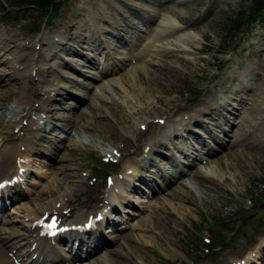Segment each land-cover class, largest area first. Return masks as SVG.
<instances>
[{
    "label": "rangeland",
    "instance_id": "rangeland-1",
    "mask_svg": "<svg viewBox=\"0 0 264 264\" xmlns=\"http://www.w3.org/2000/svg\"><path fill=\"white\" fill-rule=\"evenodd\" d=\"M26 1L0 0V7L5 8L0 13V30L7 33L6 40L13 51L28 43L22 51L27 61L34 48L50 53L45 64L47 77L57 73L63 80H80L88 87L84 90L89 96L94 94L91 90L95 85L104 86L108 81H113L116 88L113 87V99L108 101L94 102L92 97L78 95V91L72 95L71 86H60L58 92L48 97L45 81L36 75L11 76L13 68L9 61L13 56L7 55L6 62L0 59V121L20 120L29 112L42 128V135L31 151L32 168L19 187L29 192L15 203H19L17 207L12 203L6 209L16 226L27 229L23 224L25 212L19 208L21 203L29 201L38 208L43 207L49 199H59V193L65 191L69 182L75 183L78 190L67 191L64 197L68 203L59 201L57 207L67 215L70 213L72 221L87 220L92 207H104L109 185L106 175L129 179L127 165L147 154V142L165 139L161 149L181 159L180 167L185 174L171 177L174 182L164 189L150 179L138 180L139 193H131L135 203L133 208H128L132 216L125 218V210L115 212L117 221L110 228H103L106 241L101 249L103 253L113 249L122 252L118 264H145L138 254L149 264H231V261L242 262L254 253L260 239H264V15L247 27L249 0L127 2L128 7L120 10L130 20L134 21L133 15L140 9L134 4L143 6L151 1L158 19L162 13H174L181 30L198 36V43L189 44L190 56L166 52L152 71L137 72L134 83L145 87L142 100L149 93L154 98L151 103L141 105L119 84V81L126 82L130 66L123 61L114 63L112 59L113 64L108 65L111 61L106 59L100 33L107 42L113 39L119 42L112 34L104 33L113 28L110 18L96 4L97 0H66L60 5L58 15L48 22L44 11L35 4H24ZM107 1L114 3L115 0ZM127 8L132 14L127 13ZM181 8L183 11L179 12ZM149 20L147 33L157 34V18ZM35 24L43 26L32 33L28 27ZM4 43L5 40L0 42V50ZM102 67L117 68L102 75L99 72ZM94 74L99 76L94 78ZM128 90L138 96L133 88ZM204 102L209 106L203 115L206 122L201 120L197 126L185 124L183 115H188L189 109L203 106ZM39 106L47 112H37ZM182 107L186 110H181ZM227 119L230 124L242 126L238 142L230 131L224 132L212 125L218 120L220 126L228 127ZM16 122L0 127V154L6 151L12 156L9 164L14 167L19 166L18 161H23V157L19 159L13 141L21 145V154L28 150L22 142V126L18 127ZM23 125L28 126L25 122ZM79 125L84 126L83 130ZM196 131L199 132L195 134ZM49 140L56 148L55 155L45 150L51 146ZM208 149L209 155L205 154ZM182 161L193 166L185 167ZM158 162L166 170L175 169ZM146 168H140V172L150 174ZM53 182L58 187L50 192L46 188ZM139 198L146 201L141 202ZM138 206L143 208L142 214L134 215L139 212ZM13 209L17 213H12ZM152 213L153 225L149 227L146 222ZM116 228L124 232H118L120 238L114 240L109 236ZM126 235L134 236L131 242L137 251L124 243ZM209 243L211 251L207 249ZM260 251L262 254L254 253L249 264H264V244ZM91 260L88 257L80 262L89 264Z\"/></svg>",
    "mask_w": 264,
    "mask_h": 264
},
{
    "label": "bare ground",
    "instance_id": "bare-ground-1",
    "mask_svg": "<svg viewBox=\"0 0 264 264\" xmlns=\"http://www.w3.org/2000/svg\"><path fill=\"white\" fill-rule=\"evenodd\" d=\"M180 1H183V0H180ZM127 2L136 3V2H133L131 0L130 1L129 0H115L114 3H111L107 0H97L96 1V4H98L99 9L104 13V15H106V17L110 18V20H111L110 25H112L113 31H108L106 29V30H104V33L112 34L113 37H116L119 44L114 39L110 42H107L106 41L107 39L103 38L102 33H100V35H101L100 40H101V44H104V46H105V47H103V50L106 54V57H107L106 59L108 61H111V59H112V61H114V63L123 61V62H125V64L127 66H130V70L128 71V74L126 75V77L124 79V80L127 79L126 82L122 83V81H119V84L124 85V88H126L125 92H127L128 95L134 96L133 98H136L135 100L137 102H139L141 105H144L145 103H151V101H153L154 98L151 97V94L149 93L148 94L149 96L147 98L145 97V99H144L145 101L142 100L143 96H141V94L145 92L144 91L145 87H141L139 85L137 86L134 83V79L137 76V72L148 73V72L152 71V69H154L159 63H161L160 62L161 61L160 56H163V53H166V52L168 54L172 53L176 56H179V54H183V55L186 54V56H190L191 53L189 52V48H190L189 44L195 43V42L198 43L197 42L198 36L195 32L189 33V32H185V30H181L179 28V24H178L180 22H178V18L174 15V13L173 14H169V13L163 14L162 13L161 17H159V19H158L157 15H156V13H157L156 9L154 8L155 6L153 5V3L151 1L149 3L143 5V6L134 4L136 8H140V9L137 12V14L133 15L134 21L130 20L129 17H127L126 14H124L120 10L123 6L128 7ZM171 4H173V6L177 5V3L173 2V1ZM180 11H183V9L182 8L179 9V12ZM128 12H129V14L131 13L129 8H127V13ZM92 16H93V14H92ZM151 18H157L158 23H159L158 24V32H157V34L153 33V35L150 33H147L148 26H149L148 21L150 22L149 19H151ZM144 33H146V34H144ZM143 34H144V36H142ZM6 39H7V33L0 30V42H4V40H5L4 47L2 50H0V59H3V62H6V61H8L7 60L8 57H6L7 55L10 54L13 56L12 60L9 61V62H11V64H12L11 67L13 68V72H12L11 76L14 75L17 78L18 77L24 78L27 76L32 77L33 75H36L39 79H42L43 81H45L43 83H45V85L47 86V90H46L47 93L46 94L48 97L49 96L51 97L52 95L55 94V92H58V89L60 86H64V87H68V86L70 87L71 86V88H72L71 90H73V92L78 91L77 93L79 95L82 94V96H84V97L89 96L88 93L86 92V90H84V89H88V87L85 85V83L79 82L80 80H71V78H67L68 80H63L60 78V75H58L57 73L54 74L53 76H51V78L47 77L46 72H48V70L46 69L45 64L48 61L47 59L50 56V53H44L41 50H37L38 48L37 49L34 48V51H32L31 58L27 61V59L26 60L23 59V57H22L23 52L22 51H24L23 49L27 46L28 43H25L21 47L20 50L13 51L10 48V44H9L8 40H6ZM37 41L38 40H36V42ZM48 41H49V39H48ZM139 42H140V44H139ZM138 46L142 47V48L138 49ZM7 47L9 49H7ZM52 48H53V46H52ZM135 51H136V53H135ZM114 56H117V57H114ZM112 61L108 62L109 66L111 65L110 63L113 64ZM103 64H106V63H103ZM116 68L117 67H114V68L113 67L112 68L111 67H108V68L102 67L101 68L102 71H99V72H101L103 75V74H107L108 71H110V70L114 71ZM86 71H87V69H86ZM95 75H97V74H94L92 76L94 78H97L99 76V75H97V76H95ZM112 84H113V81H108L104 86L95 85L93 87L94 90L93 89L91 90L92 92H94V94L92 96H89V97H92V100H95L94 102H97L98 99H105L106 101L112 100L113 99L112 91L114 88H116V86H114ZM91 86L92 85H90L89 88H91ZM129 88H131V89L133 88L134 91L138 92V96H135V94L131 93V91L128 92ZM232 95H233V93H232ZM18 99H21V97ZM202 105L203 106H201V107H195L191 110L189 109L188 115H183V117H185L184 118L185 124L189 125V124H195V123H199V122L201 123L202 121L206 122L205 116H203V115L207 114V109L209 106L207 105L206 102H204ZM36 109H37V112H39L41 114H44L45 112H47V111H45V109L43 107H40V106H39V108H36ZM178 110L179 109L176 108V111H178ZM181 110H186V108L182 107ZM211 119H213V118H211ZM197 120H199V121L197 122ZM15 122H16V125H18V127L22 126L23 135H24V136H22V140H23L22 142H24L25 145L28 146V150L25 151L24 154H21V151L19 149V147L21 145H19L16 141H13V145L17 146L16 148H17V151L19 153V156H18L19 159L21 157H23V161L20 160L19 165H20V167H26L27 168V171H26V174H27V172L30 168L29 162H30V159L32 157L31 151H33L32 150L34 148L33 145L36 144V141L42 135L41 134L42 128H41V125L39 124V122H35L34 117L29 112H27L24 116H22V118L20 120H16V119L12 120V118H11V119H8L6 121L5 120L0 121V127L2 125H4L5 123H7V124L14 123L15 124ZM24 122L26 124H28L27 127L23 125ZM212 125L221 127V131H224V132L230 131L231 134H233V136H235L236 142H238V140H240V137H241L240 134L242 132V126H240L239 124L236 125L232 122L230 124L229 120L227 119V121L225 122V125H227L228 127L220 126V124H218V120L216 122H213ZM86 126L87 125H85V127ZM83 127L84 126H82V125L78 126L79 129L81 128L80 130H83ZM3 129H4V127H3ZM49 142L51 143L50 144L51 146L45 147V150H47L48 152L55 155L56 154L55 153L56 148L54 147V144L51 140H49ZM223 143H225V141H223ZM165 144H166L165 139H160V140L158 139V140L152 141L150 143L147 142V145H146L147 150H148L147 154L145 156H143L141 159H139V160L137 159V161L131 162L127 165L126 169L129 171H126V173H127L126 175L129 179L125 180V176L124 177L116 176L114 179V185H112L108 189V191L106 192L107 196H105V197H106V199H108L109 204L110 203L113 205L118 204V205H120L121 208H124V207L126 208V209H123L126 212L125 213L126 216H124L125 218L128 217L129 215L132 216L131 213L129 212L128 208L134 207L133 201L130 198V196L132 194H130L128 191H127L128 192L127 193L125 188L129 189L131 187L132 189H137V187H139L136 185V184H138V182H137L138 179L139 180L145 179V178H147V176L148 177L150 176L151 178L152 177L158 178L156 180L160 179L158 172L156 171L157 169L155 168L156 167L155 163H152L153 161H151L150 157L151 156H157L158 157V153H159L158 151H160L159 149H161L163 146H165ZM8 152L10 153L9 150H8ZM182 153H184V152H182ZM242 155H243V153H242ZM61 157L63 158L64 156H61ZM11 158H12V156H8L6 151L1 152V154H0V160H1L0 161V177H4V178H2V179L0 178V181L11 180V177L14 174H16L18 171L21 172V169L19 166H16L17 167L16 168V167H14V165H11V163L9 164V162L11 161ZM148 163L151 164L150 168L152 170L149 171L150 174L145 175V174H143V172H140V168H142V169L146 168ZM233 165H234V163H233ZM8 167L10 169H7ZM5 169L8 170L7 173H5V171H7ZM130 169H132V170L130 171ZM216 172H217V170H216ZM223 172H226V171H223ZM219 174L220 173L217 172L218 176H219ZM24 175H25V173H24ZM197 176H198V173L194 174V178ZM164 177L165 178L163 179V182L164 183L168 182L170 179V176L167 174ZM129 182H131V183H129ZM193 182H195V181H193ZM10 186L11 185H7L6 188L10 187ZM13 187H15V186H13ZM19 187H21V184H16V188H18L20 190L23 189V188L21 189ZM57 187H58V185L53 182L52 184H49V186L46 189L50 190V192H55ZM116 188H119L121 193L116 192L115 191ZM2 190H4V189H2ZM10 190H11V187L8 188L7 190H5L4 194L8 193V195H10L11 194L10 192H12L13 193V194H11L12 197H16V196L21 195V193L18 191H10ZM72 190L77 191L78 190L77 185L73 182L72 183L69 182L67 187H65V191L62 193H59V197H60L59 199H54V200L49 199L46 202V205L43 207H40V208L37 207L38 206L37 204L29 202V201L25 202V203H21L19 208H20V210L25 212V220L26 221H24L23 224L25 227H27V229H20L19 227L16 226L15 221L9 219L3 211L0 212V217L2 218L1 222H0V264H16L13 262V260L7 254V253L10 254V253H14V252L16 255V259L19 260L20 264H54L57 262L58 263L61 262L62 264L81 263V262H79L80 259L78 260V258H77L78 257V255H77L78 251H76V247H75V243H77V241L79 239L78 237H81V240L83 242H85V244H87V245L89 244V247L91 248L90 250L88 249L89 251L87 250L86 252L83 251L82 253H80V256H79L80 258L83 257L82 255L88 254L89 257H92V259H93V260H91V263H89V264H118V261H119L118 257L123 256L122 252H119V250H117V249H113V250H110V252L108 251V252L103 253V250H101V251L99 250L100 247L98 246V243H99V240H101L100 238L102 235L99 231V228L91 231L90 233H88V232L81 233V232H79V231H82L81 229H77L73 232H66L65 233L66 238L64 236H62V237H64V239H66L65 241L61 240L59 238V237H61V236H58L59 234L54 236V237H48V234L45 233V231H46V229L44 228L45 222L44 221L41 222V220H42V216L49 213V212L54 213V214H56L55 212H57L59 215L58 214H56V215L60 218V221H62V219H65L64 221L69 220L70 224H77V225H79L80 223L84 224L83 223L84 221L83 222L78 221V220L72 221L73 218H69L70 213L67 215L65 212H63L62 209L57 207V203L59 201L62 202L63 204H65L66 198L64 197V195H66L67 191L71 192ZM175 193H173V194H175ZM50 196H52V194H48V197H50ZM66 202L68 203L67 200H66ZM131 202H132V204H131ZM181 207H179V209ZM123 210H121V212ZM12 212L15 213V212H17V210L13 209ZM76 212H78V211L76 210ZM134 214L138 215V213H136V212ZM147 217L148 216L145 217V220H147L146 219ZM152 217H153V213L151 216H149L148 221L146 222V226L151 227L153 225V222L151 221ZM128 226H129V223H128ZM58 228H60V226ZM117 228L112 231V233L110 235V237H112L111 239L117 240L118 238H120V234H117V233L122 232V231L118 230L119 228L118 229ZM110 230H112V229H110ZM144 230L146 231V230H148V228L145 227ZM156 233L159 234V232H156ZM126 236H128V237L124 238V243L128 247H132L131 248V250H132L134 248L133 245H135L131 242L134 239L133 238L134 236H131V235H126ZM72 238L75 240L73 241ZM169 240H171V239H169ZM260 240L261 241L258 243V247L256 250H254L255 251L254 253H258L261 255L262 251H260V249H261L262 245L264 244V239L261 238ZM101 246H103V245H101ZM138 247H140V246H138ZM133 250L137 251V249H133ZM254 253L248 254L243 262L231 261L230 263L231 264H249ZM36 255H37V257H35ZM137 256L140 257L139 259L141 260V262L143 261L145 264H149L146 261L147 259H145L142 255L138 254ZM256 264H261V262H256Z\"/></svg>",
    "mask_w": 264,
    "mask_h": 264
},
{
    "label": "trees",
    "instance_id": "trees-1",
    "mask_svg": "<svg viewBox=\"0 0 264 264\" xmlns=\"http://www.w3.org/2000/svg\"><path fill=\"white\" fill-rule=\"evenodd\" d=\"M64 0H27L26 3L24 4H35L36 7H39V10H41L42 12H45V17H51L53 15H51L52 13H54V15L58 14V9L59 7H61L60 5L62 4ZM4 7H0V12L2 13ZM248 11H247V16L246 18V25L248 27V25L250 24V22H253L255 20L260 19L261 17H263L264 15V0H249V7H248ZM5 9V8H4ZM49 17V18H50ZM42 24H38L35 26H32L30 29H32V31L34 30H38L41 29Z\"/></svg>",
    "mask_w": 264,
    "mask_h": 264
},
{
    "label": "snow or ice",
    "instance_id": "snow-or-ice-1",
    "mask_svg": "<svg viewBox=\"0 0 264 264\" xmlns=\"http://www.w3.org/2000/svg\"><path fill=\"white\" fill-rule=\"evenodd\" d=\"M49 227L55 228L56 227L55 221H53V223L51 225H49Z\"/></svg>",
    "mask_w": 264,
    "mask_h": 264
}]
</instances>
